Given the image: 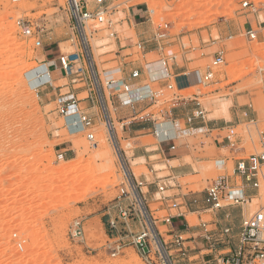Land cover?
Returning <instances> with one entry per match:
<instances>
[{"label":"rangeland","instance_id":"1","mask_svg":"<svg viewBox=\"0 0 264 264\" xmlns=\"http://www.w3.org/2000/svg\"><path fill=\"white\" fill-rule=\"evenodd\" d=\"M77 1H86L91 10L94 8L93 0ZM245 2L255 4L258 11L244 9ZM72 3V0H0V264H146L130 246L117 257L111 256L109 244L121 236L116 230L111 231L109 223L113 220L119 223V234L125 231L121 209H129L131 205L126 201V194L137 207L139 196L144 199L146 195L145 207L161 222L159 230L168 241L169 231L174 230L162 221L169 215L159 212L160 205L149 197L146 187L143 190L141 187L135 195L128 179L131 176L144 182L142 178L145 177L148 182L155 183L157 179L167 180L170 171L164 163L152 164L159 157L148 160L142 153L145 148L157 145L158 140L152 133L143 131L136 138L123 131L118 119L122 109L117 111L115 108L120 106L111 104L112 93L107 89L108 110L116 124L121 150L112 141L116 143V140H111L98 108L99 120L92 130L97 146L87 139L88 131L71 132L66 118L58 112L57 95L82 87L77 83L74 87L73 78L67 77L61 69L58 61L61 55L86 53L88 49L91 61H84L83 65L90 76V64L94 62L104 87V73L119 70L116 64H109L114 59L110 53L117 51V40L110 37V31L90 22L84 32L88 36L86 49L73 16ZM116 4L124 10L139 4L148 7L155 31L169 24L170 39L159 43L165 55L178 57L179 63L186 56L195 62L191 67L203 74L212 67L217 54L224 53L225 62L214 68L216 75L211 83L204 84L201 80L183 92L176 87L168 90V84H164L160 89L164 94L157 104L153 107L142 104L147 108L144 112L157 117L158 125L165 127L171 122L163 118L161 112L180 115L181 108L174 107L181 101L180 97H197L207 119L211 120L228 118L221 109V104L228 102L229 110L251 112L245 123L235 129L236 135L242 138L239 148L245 150L244 155L235 158L246 159L258 153L264 132V0H120ZM122 12L110 15L107 20L119 22L124 18ZM20 20L31 22L42 38L43 48L37 49L34 40L22 34ZM250 25L258 31L257 41H249L245 35ZM95 29L97 31L92 32ZM116 30L121 39L133 38L132 43H137L133 27L126 24ZM136 51H140L139 48ZM142 59L140 52L126 63H139ZM157 59L155 55L149 56V62ZM42 67H47L51 81L34 88L28 75ZM171 84L175 86L174 81ZM155 87L159 89L158 85ZM77 94L82 102L86 100L84 90H77ZM174 97L178 98L171 102ZM136 122L150 123L146 120L132 123ZM185 138L199 158L194 162L195 173L181 178L176 176L174 184L163 183L175 188L178 181L184 194L202 192L225 172H219L215 161L218 155L210 140L201 134ZM105 142L108 146L102 152ZM202 143L206 144L203 148ZM61 153L66 158H60ZM150 164L157 176L151 174ZM177 165L171 163L169 166ZM228 169L231 176L232 162ZM72 176L75 179L70 180ZM173 194L180 193L165 192L164 195ZM263 199L262 187L244 206L246 215H229L230 220L241 225L244 219L264 206L260 201ZM186 220L189 229L184 228V232L174 226L188 243V253L182 258V264H213L216 258L222 259L234 252V245L238 244V237L234 235L230 244L219 241L217 251L216 242L205 238L202 224L207 223L208 230L212 231L214 215H186ZM77 222L82 224V237L72 235ZM129 229L139 231L141 226L130 220ZM121 238H127V234Z\"/></svg>","mask_w":264,"mask_h":264},{"label":"built area","instance_id":"2","mask_svg":"<svg viewBox=\"0 0 264 264\" xmlns=\"http://www.w3.org/2000/svg\"><path fill=\"white\" fill-rule=\"evenodd\" d=\"M119 1L120 0H93L94 8L92 10L89 8L86 1H74V3H72L73 16L83 42L86 45V49L88 42H85L86 39L84 40L83 35L85 34V28L90 26V22H96L100 28H105L107 31L111 32V38L118 39L119 33L116 28L118 27L119 22L107 20V17L114 15V13L119 14L121 11H124V9H121V5L116 4ZM242 6L244 9H250L253 13L258 11L256 5L252 2H245ZM18 25L24 36L34 40V45L37 49L44 47L41 36L37 33L31 22L26 23L23 20H20ZM95 31H97V29L92 32ZM168 31L169 24H165L164 27H160L155 38L157 40H166L169 37ZM245 35L249 41L258 40V31L253 28L247 30ZM137 46L139 49L142 48L141 44H138ZM90 57L91 54L87 49L86 53L76 52L68 56L61 55L58 58L61 69L65 72L67 77L73 78V86L75 87V84L77 83L82 85V87L79 89H73V91L69 90L66 94L60 92L56 97V103L58 112L65 118L72 116L78 117V120L83 127V131L89 132L87 139L96 146L95 135L92 133V130L95 128V125L99 120V113L102 114L111 140L112 136L117 140L114 122L112 121L108 110V103L105 94L106 89L112 93V96L110 97L111 104L114 105L113 102L115 101L121 109L130 108L134 120H153L151 119V114H146V112H144L146 110L138 112L137 108L142 104H147L153 107L152 105L157 104L164 93L160 90L161 87L157 89V87L152 85V83L159 81L157 78L151 79L150 82L146 84H132L122 79L116 80L113 76V73L116 71H108L104 73L106 75V86L104 87L100 73L95 67L94 62L90 64V76L88 75L89 71H87L85 65H83L84 61H88V63L91 61ZM224 62V53L219 52L214 58L213 65L209 69V72L203 76L202 83H211L214 80V68L222 66ZM78 65L81 67L78 68ZM162 66L164 67V78H169L170 74L168 73V70L165 69L166 62H162ZM131 78L133 80H139L141 78V70L137 69L132 71ZM175 87L176 86L172 84H168L166 88L172 91ZM77 90H84V93L87 94L86 100L90 101L93 108H98L100 112H96L95 114L86 112L81 106L82 101L79 99ZM177 98L178 97H174L171 102H175ZM198 106L200 107V104ZM204 115L205 111L199 109L193 117L204 118ZM189 121L192 122L193 119L190 118ZM152 134L156 140H158L159 146L166 142H170L171 140L168 133L164 132V130L159 127H156ZM235 135V131L231 129L228 138L229 141L230 137H234ZM232 146H236V141L232 142ZM117 148L118 150H121L118 145ZM160 151L162 150L160 149ZM59 157L64 159L65 154L61 153ZM231 177L235 180L232 181ZM128 183L131 191L135 194L141 187H146L145 184L147 181L139 182L135 177L132 178L130 176ZM150 185H155L157 188L156 196L158 195L159 197H154L155 202L158 203L160 207L169 208L174 212H177L183 206L195 208L199 213L211 214L228 207H243L249 204L252 200L251 198L246 197L244 193L246 187H250L257 192H259L262 187L264 188V132L260 137V151L246 159L238 160L232 176L221 175L219 178L213 180L206 188L203 197L193 195L189 201L183 204L182 202L179 203L174 200L172 196L164 195L168 186L163 183L162 179H157L155 183H150ZM139 192H141V195L143 196L144 193L142 191ZM126 195H128L126 201L129 200L131 205L129 206V209H121L123 224L126 226L125 231L119 234V223L114 220L109 223V227L112 232L117 231L118 236L122 237L127 234V238L124 239L118 237L109 244L108 250L110 251L111 256L117 257L122 254L126 247L130 246L136 249L146 264H182V258L186 257L188 253V247L186 245L188 243L182 234H180V231H176L174 221L177 218L184 217V215H169L162 221L165 222L167 226H171L174 230L169 231L168 237L170 239L167 241L158 227L161 222H159V220H157L154 215L146 209L144 204L145 197L142 199V197L139 196V199L142 201L139 203L138 209V207L134 205L133 199L129 197V194L127 193ZM130 220L139 222L141 229L139 231L129 229ZM207 226V223L202 224L204 234H206L205 238L209 242L214 241L218 245L219 241L222 244H225V242L230 244L232 242L233 232L231 228L227 227L219 232L213 229L212 231H209ZM72 235L74 237L83 236L81 222L75 224ZM127 240L128 242H126ZM213 264H264V206L243 220L240 227L236 251L222 259L216 258Z\"/></svg>","mask_w":264,"mask_h":264},{"label":"crops","instance_id":"3","mask_svg":"<svg viewBox=\"0 0 264 264\" xmlns=\"http://www.w3.org/2000/svg\"><path fill=\"white\" fill-rule=\"evenodd\" d=\"M124 18L119 21V27L124 28V25H128L129 27H133L136 32L137 37V43L134 42L132 39H121L120 36H118L117 39V51H112L110 54L111 56H114V59L110 61V65H117L119 67V71H116L113 73V76L117 78V76H120V79L125 80L126 82L132 83V84H146L149 83L151 79L157 78L159 79L158 82L152 83V85L155 87V85H158L159 87L164 86V84H171L172 81L175 82V86L178 91L183 92L191 89L194 85L199 83L203 76L206 75L209 72L210 68H207L205 74H203V71L199 69H193L191 67L192 64L195 62L187 59L185 56L182 60V63L178 62V57L172 56L167 57L165 55V50H163L162 47H160L159 43L160 40H157L156 34L158 31H155L152 24L151 12L143 4L130 6L129 8L125 9L123 12ZM151 14V15H150ZM249 29L253 28L251 25L248 27ZM247 29V30H249ZM254 29V28H253ZM170 39L169 37L166 40ZM163 40V41H166ZM126 44L125 46L123 44ZM138 44L142 45V48L139 49L140 51H136L138 48ZM131 52V53H128ZM141 52L142 60L139 61V63H133V64H127V60L130 57L133 56H139ZM155 55L157 56V60L153 62H149V56ZM162 62H166V70H168V73L170 74L169 78H164V67L162 66ZM127 64V65H126ZM141 70V78L139 80H133L131 78V73L134 70ZM216 75V73H215ZM214 75V79H215ZM180 102L175 103L174 107H180L178 114H173L172 112H161V116L171 122L170 124H167L166 130H168V135L170 137V142H166L159 146V143L153 148H145V150H142V153H144V157L148 160H151L152 158L159 159L152 161V164L156 163H164L167 165L169 171H170V177L166 180H163V182H169L175 183V180H177V177H187L190 175H193L195 173V170L193 169L194 162H198L199 158L196 157V149L191 148L186 141L185 137H189V135H197L201 134L203 135V138L206 140L211 141V146L215 148V152L218 155V159H216V163L219 169V172H225V175L229 174L228 165L230 162L233 163L234 169L236 167V164L238 162V159L235 158V156L238 155H244L245 150L239 148V146L242 144V138L235 135L234 137H230L229 141V134L230 130L237 129L238 127L242 126L246 119L251 116V112H242V110H229V116L228 118H223L220 120H214V119H207V114L205 112L204 118H194L193 116L196 114V112L199 109H202L201 104L198 102V98H181ZM116 106V102H113ZM200 104V107L198 106ZM81 106L84 107L85 111L91 114L96 113V109L93 108L90 101H83L81 102ZM117 111L121 109L120 107H116ZM145 106L140 105L137 108L138 112H141L145 110ZM174 110V109H172ZM171 110V111H172ZM203 110V109H202ZM205 111V110H204ZM240 113H243L240 115ZM119 121L123 125V131L127 133L129 136H137L139 133L143 131H148L152 133L154 129L159 127L158 121L159 119L155 117L154 115L151 116V119L153 120H146L147 123H139L136 122L132 123L136 120L140 119H133L132 118V112L130 108H124L122 109V112L118 114ZM123 115V116H122ZM178 119L175 120L176 117ZM171 118V120H170ZM192 118L193 121L190 122L189 119ZM145 121V120H143ZM134 124V125H133ZM131 126V128L129 127ZM163 126V125H162ZM183 131V132H182ZM186 131V132H185ZM182 132V133H181ZM226 132H228V135H226ZM184 134V135H183ZM154 137V135L152 134ZM137 138V137H136ZM155 138V137H154ZM139 139V138H138ZM156 139V138H155ZM236 141V146H232V142ZM206 144L202 143L201 147H205ZM160 149L162 151H160ZM139 152V151H135ZM229 153V155H225ZM66 158V155H65ZM190 159L191 162L188 161ZM171 163H178L177 166L170 167L169 165ZM150 164V170L151 174L157 176L155 169ZM233 169V171H234ZM222 175V174H221ZM220 175V176H221ZM177 176V177H176ZM232 176V175H231ZM143 181H146L147 179L144 177L142 178ZM155 180V179H154ZM231 180L234 181L235 179L231 177ZM146 188L148 189V195L152 200H154V197L157 194V188L155 185H150V182L145 184ZM144 188V187H143ZM142 188V190H143ZM167 192H179L180 194H173L172 197L176 201H181L183 204L186 203L191 199L193 195H198L199 197H203L204 193L206 192V189L202 192H191L189 191L187 194L182 193L183 188L178 183L175 188L168 187ZM244 193L246 197L253 199L255 197L257 191L251 189L250 187H246L244 190ZM145 195V194H144ZM145 198L147 199L146 195ZM243 207H228L221 211L215 212V213H199L195 208H189L188 206L181 207L177 212H174L166 207H161L159 209V212H166L167 215H178L182 214L184 217H181L183 219L177 218L174 221V226L178 229H180L181 232H184V228H187L188 222L186 220V215H214V223L211 225L213 227V230L221 232L224 228H231L232 235L234 237H239L240 227L241 225H236L234 221L230 220L229 215H246V212L244 211ZM223 215H228L226 218H223ZM209 227V226H207ZM236 244V242L234 241ZM234 245V244H233ZM237 245H234V251L237 249ZM219 245H215V249L217 251Z\"/></svg>","mask_w":264,"mask_h":264},{"label":"bare ground","instance_id":"4","mask_svg":"<svg viewBox=\"0 0 264 264\" xmlns=\"http://www.w3.org/2000/svg\"><path fill=\"white\" fill-rule=\"evenodd\" d=\"M74 1H77V0H72V2L74 3ZM86 39V40H85ZM84 40H85V42H88V38L84 35ZM28 77L31 79V81H32V87H34V88H36V87H38V85H40V84H43V83H46V82H50L51 81V76H50V72L48 71V69H47V67H42V68H39V69H37V70H35V71H33V72H31V74H29L28 75ZM227 102V101H226ZM232 103V102H231ZM229 106H230V104H228V102H227V104L226 103H224V104H221V109H222V111H223V113H225V114H227L228 116H229ZM220 109V110H221ZM222 113V112H221ZM66 120H67V122H68V127H69V129H70V131L71 132H73V133H75V132H81V131H83V127H82V125H81V123L79 122V120H78V117H76V116H72V117H68V118H66ZM169 123V122H168ZM114 125H116V124H114ZM120 128V127H119ZM159 128L160 129H163L164 130V132H167L168 133V130H166V127H163V126H159ZM117 130H119V129H117ZM183 132V131H182ZM181 132V133H182ZM186 132V131H185ZM184 135V134H183ZM112 139H115L113 136H112ZM104 141H106V140H104ZM113 143L115 144V146L117 147V145L120 147V145H119V142L116 140V143H115V141L113 140ZM106 142L104 143V145H102L101 146V151L102 152H104L105 151V149H106ZM97 146V145H96ZM108 146V145H107ZM121 148V147H120ZM102 155H103V153H101ZM110 162H111V166H113V161L112 160H110ZM123 165V164H122ZM123 167H124V169H125V166L123 165ZM125 171H126V169H125ZM73 179H75V177H71L70 178V180H73ZM135 195H136V193H135ZM261 197H262V195H261ZM138 200H139V203L142 201L141 199H139L138 198ZM260 201H262V203L264 204V199L263 200H260Z\"/></svg>","mask_w":264,"mask_h":264}]
</instances>
